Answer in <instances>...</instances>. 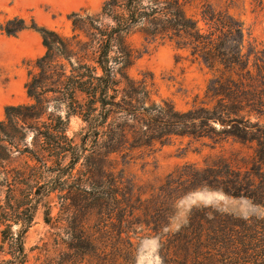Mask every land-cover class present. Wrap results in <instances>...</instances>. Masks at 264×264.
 Instances as JSON below:
<instances>
[{
	"label": "trees",
	"instance_id": "trees-1",
	"mask_svg": "<svg viewBox=\"0 0 264 264\" xmlns=\"http://www.w3.org/2000/svg\"><path fill=\"white\" fill-rule=\"evenodd\" d=\"M202 7L194 17L181 0H105L96 14L71 12L69 35L22 17L0 24L8 34L31 27L45 46L25 82L32 101L7 104L0 119V235L9 264H31L24 234L44 196L56 189L62 204H70L73 194H91L92 169H103L104 159L133 147L151 148L174 134L214 142L231 137L247 145L248 161L222 158L205 169H222L215 188L264 205V48L245 43L241 21L228 10ZM133 29L173 41L203 62L211 73L205 100L185 110L154 100L151 77L127 72L136 57L127 39ZM50 103L63 104L64 114L53 113ZM72 114L84 122L78 141L68 134ZM27 133L30 145L22 142ZM14 152L18 165H11ZM77 164L87 170L76 183L64 189L46 184L54 176L68 180ZM169 175L168 184L180 182L181 176ZM220 223L230 225L239 264H264V220ZM201 226L200 240L217 230ZM199 244L204 256L212 253L210 243Z\"/></svg>",
	"mask_w": 264,
	"mask_h": 264
},
{
	"label": "rangeland",
	"instance_id": "rangeland-1",
	"mask_svg": "<svg viewBox=\"0 0 264 264\" xmlns=\"http://www.w3.org/2000/svg\"><path fill=\"white\" fill-rule=\"evenodd\" d=\"M105 0H0V24L22 17L27 24L72 33L69 14H96ZM187 14L199 17L200 8L226 9L242 23L245 43L264 48V0H181ZM135 59L127 68L134 78L151 77L152 98L166 99L185 110L205 100L209 68L168 39H153L133 29L127 35ZM45 46L41 34L23 28L8 34L0 28V119L7 104L29 103L25 82L28 70ZM53 113L64 105L50 103ZM84 122L69 116L68 134L78 141ZM31 133L22 142L30 145ZM21 145V144H20ZM128 146V144H126ZM251 149L231 137L212 139L174 134L153 147H133L104 159L94 170L91 194H73L62 204L59 190L44 196L24 234L31 264H239L230 225L232 219L264 220V205L245 196L230 195L213 185L222 169H205L222 158L248 161ZM11 154L12 164L21 158ZM87 169L79 164L66 180L54 176L46 184L64 189ZM180 182L168 184L170 175ZM212 185V186H209ZM2 189L4 187H1ZM49 212V213H47ZM205 220L208 222L205 223ZM216 227L201 240L199 228ZM19 225L14 224L13 230ZM213 229V228H212ZM210 243L204 256L199 243ZM7 242L0 235V264H9ZM206 257V258H205Z\"/></svg>",
	"mask_w": 264,
	"mask_h": 264
}]
</instances>
